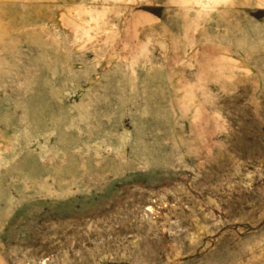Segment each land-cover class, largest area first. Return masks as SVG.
I'll return each mask as SVG.
<instances>
[{"label": "rangeland", "instance_id": "obj_1", "mask_svg": "<svg viewBox=\"0 0 264 264\" xmlns=\"http://www.w3.org/2000/svg\"><path fill=\"white\" fill-rule=\"evenodd\" d=\"M0 264H264V0H0Z\"/></svg>", "mask_w": 264, "mask_h": 264}]
</instances>
